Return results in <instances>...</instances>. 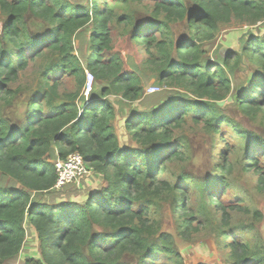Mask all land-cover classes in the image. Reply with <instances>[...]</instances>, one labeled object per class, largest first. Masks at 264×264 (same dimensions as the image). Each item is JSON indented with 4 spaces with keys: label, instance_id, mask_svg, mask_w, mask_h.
Returning <instances> with one entry per match:
<instances>
[{
    "label": "trees",
    "instance_id": "16d2710c",
    "mask_svg": "<svg viewBox=\"0 0 264 264\" xmlns=\"http://www.w3.org/2000/svg\"><path fill=\"white\" fill-rule=\"evenodd\" d=\"M135 1L90 0L88 6L84 0H0V264H159L160 258L184 264L171 232L149 217L150 206L164 196L177 203V235L188 232L195 218L184 205L185 192L159 178L166 164L183 161L187 148L200 154L205 168L206 137L225 124L264 158V137L242 130L224 113L236 106L246 116H260L264 126V34H241L237 47L217 53L215 61L203 49L232 22L263 26L264 0H152L148 13L115 15L116 5ZM119 26L142 47L140 70L161 87L159 93L145 95L144 74L125 68L113 50L112 31ZM179 28L185 37L178 39ZM47 54L52 60L37 90L21 99L23 109L2 115L21 98L14 88L19 73ZM85 71L94 78L87 96ZM235 74L243 80L231 96ZM62 76L75 80V89L60 93ZM228 97L230 103L217 105ZM188 125L201 126L202 134L176 138ZM121 129L132 147L122 145ZM72 153L108 185L88 195L70 184L55 189L52 160ZM247 156L244 170H254L264 187V168ZM198 173H182L178 180L209 192L210 177ZM206 197L204 213L218 203L212 193ZM224 244L230 264H264V249Z\"/></svg>",
    "mask_w": 264,
    "mask_h": 264
},
{
    "label": "rangeland",
    "instance_id": "374dc122",
    "mask_svg": "<svg viewBox=\"0 0 264 264\" xmlns=\"http://www.w3.org/2000/svg\"><path fill=\"white\" fill-rule=\"evenodd\" d=\"M83 4L90 6L91 2L90 0H84ZM102 5L100 3L99 7L102 8ZM151 7L152 0H139L122 6L116 5L114 13L116 16L132 12L144 13L147 11L148 13ZM1 22L2 19L0 20V24ZM89 31L90 29L88 28L84 36ZM176 31L178 39L185 37L183 28H179ZM243 33H247L248 36L249 34H254L260 37L264 34V25L261 26V23H258L255 26L247 27L232 22L230 25L222 27L213 41L203 45V49L207 53L206 59L215 61L217 53L220 52L226 55L230 50L235 49L237 47L235 40ZM123 35L122 26L114 28L112 31L113 50L120 53L123 61L126 63L125 68H133L139 70L141 75L144 74L143 87L145 95L149 96L159 93L161 87L154 82V79L150 75L140 70L142 68L141 62L145 59L142 47L136 46L128 37ZM51 60L52 57L47 54L40 61L30 62L26 69L19 73V79L14 88L21 90V98L15 104L14 109H12L13 111H11V108L4 109L1 112L2 115L10 116L11 112H15V110L19 112L23 109V104L20 102L21 99L33 94L37 90L41 72L50 64ZM93 60L94 58L91 61ZM242 80V76L235 74L231 96L237 93ZM59 83L58 91L60 93L75 89L76 87L75 80L67 76H62ZM150 87L156 88L158 91L149 93ZM109 99L113 102L119 98L110 96ZM133 105L130 108H133ZM224 113L236 125H239L242 130L264 137V126L261 124L262 119L260 116L255 118L246 116L236 106L232 105H229ZM201 132V126L194 127L188 125L179 131L175 137L182 138L194 133L200 135L202 134ZM119 135L121 136L122 145L125 147H132L134 145L122 129ZM250 149L246 141H243L231 127L225 124L220 127L217 134L206 137L204 146L205 168L201 166L203 161L200 154L197 155L194 149L188 150L187 148L182 150V153L185 154L183 161L166 164V169L159 178L169 182L171 185H177L178 188H181L185 192L184 205L187 210L195 214V218L188 232L181 236L177 235L176 222L178 218L173 212L174 206L177 203H171L169 198L164 196H159L155 199L153 205L150 206L149 217L161 223L162 231L171 232L175 247L183 257L184 264H230L228 245L224 244L230 240L264 249V187L258 182V174L254 170H244L243 168L249 167L247 155L256 159L261 168H264V158L256 149H254L256 151ZM249 151H253L252 154H248L250 153ZM217 166H223L224 171L217 168ZM88 169L91 171V175L77 183L70 184V190L75 189L81 195H88L92 190L102 189L108 185L106 179L102 180L101 176L94 175L92 170ZM198 171H202V173L210 177L208 183L209 192H205L204 188L199 190L187 182L178 180L179 175L182 173L200 175ZM262 175L264 177V171ZM219 179H223L226 182L224 186L218 185ZM108 181L111 184L112 178L110 177ZM208 193L215 195L220 207L216 206L218 204L216 202L215 205L208 206L209 212L207 209V212L204 213L200 210V206L207 198ZM201 194H204V196H201ZM179 195L180 193L177 192V196ZM222 212L226 214L225 217H221ZM254 212H258L260 217H255ZM221 233L228 234L230 238L223 240ZM159 264H165V260L160 258Z\"/></svg>",
    "mask_w": 264,
    "mask_h": 264
},
{
    "label": "built area",
    "instance_id": "2783aa9c",
    "mask_svg": "<svg viewBox=\"0 0 264 264\" xmlns=\"http://www.w3.org/2000/svg\"><path fill=\"white\" fill-rule=\"evenodd\" d=\"M93 83V75L85 71V81L82 88V93L84 95L90 93ZM154 91L158 90L153 87L149 88V93ZM53 165L57 175L55 189H60L68 184L77 183L91 175V171L88 169L89 167L84 163L79 153H72L65 160L57 159Z\"/></svg>",
    "mask_w": 264,
    "mask_h": 264
},
{
    "label": "water",
    "instance_id": "95a60500",
    "mask_svg": "<svg viewBox=\"0 0 264 264\" xmlns=\"http://www.w3.org/2000/svg\"><path fill=\"white\" fill-rule=\"evenodd\" d=\"M230 101H231V97H228L226 100L218 102L217 105L224 106L225 104L230 103Z\"/></svg>",
    "mask_w": 264,
    "mask_h": 264
},
{
    "label": "crops",
    "instance_id": "0c3cea01",
    "mask_svg": "<svg viewBox=\"0 0 264 264\" xmlns=\"http://www.w3.org/2000/svg\"><path fill=\"white\" fill-rule=\"evenodd\" d=\"M87 96V95H86ZM58 159V158H57ZM57 159H55L54 161H53V163L57 160Z\"/></svg>",
    "mask_w": 264,
    "mask_h": 264
}]
</instances>
